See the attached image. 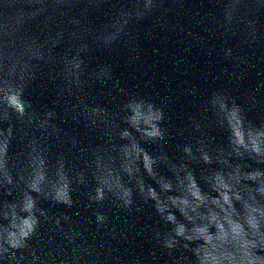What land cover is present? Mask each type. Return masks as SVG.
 I'll use <instances>...</instances> for the list:
<instances>
[{
	"label": "clouds",
	"instance_id": "clouds-1",
	"mask_svg": "<svg viewBox=\"0 0 264 264\" xmlns=\"http://www.w3.org/2000/svg\"><path fill=\"white\" fill-rule=\"evenodd\" d=\"M109 2L0 0V264H264V122L250 121L245 108L220 90L203 103L201 116H190L192 140L178 145L179 158L163 148L150 153L144 144L162 145L168 137L164 108L135 92L117 114L94 99L85 102L94 84L115 79L110 64L90 67V57L98 49L111 52L125 44L130 45L129 62L139 61L133 26L159 12L156 23L167 29L161 20L171 10L168 5L183 8L188 0H125L104 25L92 26L91 12ZM221 2L218 17L206 15L224 39V58L241 61L237 48L264 45L259 23L264 0ZM172 30L198 47L209 44L179 23ZM62 44L68 47L57 53ZM56 64L61 67L51 78L60 81L57 97L65 117L101 132L102 143L81 147L57 125V112L37 111L25 101L37 73ZM101 110L103 120L96 118ZM208 114L227 132L226 145L214 143ZM18 138L22 149L12 159L10 147ZM65 143L89 157L83 167L71 166L64 152L50 159L54 145ZM161 165L171 176L160 174ZM196 165L204 167L199 177ZM89 175L95 184L91 189ZM218 176L228 187L217 182ZM74 186L88 189L87 200L97 206L95 224L106 229L100 239L89 240L87 229L67 213L55 215L40 206L48 201L72 208ZM106 202L125 213L138 211L140 203L153 208L162 227L151 231L155 247L147 258L136 253L125 259L112 246L127 236L103 211ZM42 225L48 226L46 232Z\"/></svg>",
	"mask_w": 264,
	"mask_h": 264
},
{
	"label": "water",
	"instance_id": "water-1",
	"mask_svg": "<svg viewBox=\"0 0 264 264\" xmlns=\"http://www.w3.org/2000/svg\"><path fill=\"white\" fill-rule=\"evenodd\" d=\"M124 4L125 0H110L109 3L103 4L99 10L91 12L89 16L91 25L94 27L104 25L114 15L115 10ZM168 7L171 10L166 12L161 20L162 24L169 25L167 29H162L160 24L156 23V16L161 15L159 12L156 16H149L133 26L138 33L136 45L141 57L139 61L129 62L130 45L125 44H117L115 50L111 52L98 49L92 53L90 67L110 64L115 79L108 84H94L89 90L90 96L84 99L85 102H91L94 99L95 103L106 107L114 114L120 112L128 94L132 92L162 106L166 114L163 127L167 129L168 137L162 145L146 143L144 147L154 155L163 148L169 156L179 158L181 153L178 151V145L192 140L189 130L190 116H201L203 103L217 91L225 90L234 97L237 103L245 108L247 118L253 123L264 122V45L237 48V53L242 60H227L221 52L224 39L216 33L213 17L206 15L211 12L214 17H218L223 7L221 0H188L183 8L179 5H168ZM202 18L203 24L197 23ZM177 23L204 36L209 41L208 46L198 47L191 42V38L178 36L172 30V26ZM259 23L264 25V15L259 18ZM114 27L119 31L120 25H114ZM205 27L208 31H203ZM32 30L39 32L40 28L33 24ZM112 38V36L109 37V39ZM230 44L235 47L237 38H231ZM67 47V44H62L56 52L62 53ZM60 67L59 64L44 66L43 70L37 73V78L25 90V101L37 111L57 112V125L70 137H76L81 147L102 143L101 132L90 131L83 122L77 123L65 117L63 101L57 97V86L60 81L54 82L51 78ZM96 118L104 119L103 110L97 114ZM213 119L210 114L205 117V122L209 124L210 135L214 138L216 145H226L227 132L216 127L212 123ZM21 149L22 141L19 138L13 140L9 151L10 157L16 159ZM59 152H64L70 165L74 167H83L82 161L89 158L70 150V145L65 143L54 145L50 159L54 160ZM195 170L199 177L204 167L196 165ZM159 172L161 175L171 176L168 168L163 165L160 166ZM144 178L152 183L147 174ZM217 182L228 187L219 176ZM94 186V181L89 175V189ZM87 190L74 186L72 208L54 205L48 201H41L40 206L55 215L67 213L74 221L80 222L87 229L89 240L93 237L100 239L106 229H97L94 217L97 206L90 204L87 200ZM194 195L199 197L198 189ZM12 198L9 197V199ZM217 203L222 207L219 202ZM138 207V211L133 209L125 213L120 207L110 202H106L103 206V211L109 219L127 236V240L122 243L111 242L125 259H130L131 255L136 253L147 258L155 247L151 231L153 228L162 227L159 217L150 205L140 203ZM47 229V225H42V232H46Z\"/></svg>",
	"mask_w": 264,
	"mask_h": 264
}]
</instances>
